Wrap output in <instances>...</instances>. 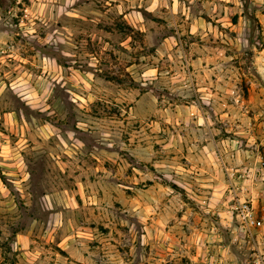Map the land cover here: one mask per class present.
Here are the masks:
<instances>
[{"label":"clouds","instance_id":"obj_1","mask_svg":"<svg viewBox=\"0 0 264 264\" xmlns=\"http://www.w3.org/2000/svg\"><path fill=\"white\" fill-rule=\"evenodd\" d=\"M0 264H264V0H0Z\"/></svg>","mask_w":264,"mask_h":264}]
</instances>
